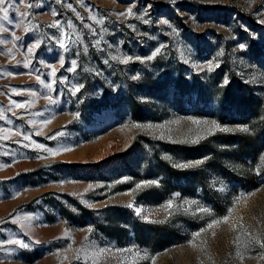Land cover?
Here are the masks:
<instances>
[{"label":"rangeland","instance_id":"obj_1","mask_svg":"<svg viewBox=\"0 0 264 264\" xmlns=\"http://www.w3.org/2000/svg\"><path fill=\"white\" fill-rule=\"evenodd\" d=\"M2 7L0 264H264V0Z\"/></svg>","mask_w":264,"mask_h":264},{"label":"snow or ice","instance_id":"obj_2","mask_svg":"<svg viewBox=\"0 0 264 264\" xmlns=\"http://www.w3.org/2000/svg\"><path fill=\"white\" fill-rule=\"evenodd\" d=\"M4 4H5V0H0V12L7 13V8L2 7ZM127 14L128 15H132L133 14L132 13V10L131 9H128ZM5 18H7V17L5 16ZM36 46L37 45H33V47H36ZM241 47H243V45H241ZM125 62H127V61H125ZM76 90L79 91V89H76ZM18 106H22V105H18ZM194 123H197V122H194ZM213 127H219V126L213 124ZM244 130L247 131V129H244ZM181 166H187V165H181ZM168 207H171V205L169 204ZM219 223H221V221H215V224H219ZM213 226L214 225L210 224L209 225V228H212ZM197 235H199V234H197ZM239 241H240V237H237V241L236 242L239 243ZM262 246H264V245H262Z\"/></svg>","mask_w":264,"mask_h":264},{"label":"bare ground","instance_id":"obj_3","mask_svg":"<svg viewBox=\"0 0 264 264\" xmlns=\"http://www.w3.org/2000/svg\"><path fill=\"white\" fill-rule=\"evenodd\" d=\"M62 40H63V42H65L67 40V37L62 38Z\"/></svg>","mask_w":264,"mask_h":264}]
</instances>
